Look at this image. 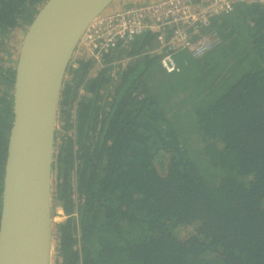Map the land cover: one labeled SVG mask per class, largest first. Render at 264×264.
Segmentation results:
<instances>
[{"label":"trees","instance_id":"trees-1","mask_svg":"<svg viewBox=\"0 0 264 264\" xmlns=\"http://www.w3.org/2000/svg\"><path fill=\"white\" fill-rule=\"evenodd\" d=\"M46 1L0 0V213L19 44ZM232 15L178 73L140 55L149 35L105 55H136L118 80L108 68L86 79L88 60L67 67L53 264H264V5Z\"/></svg>","mask_w":264,"mask_h":264},{"label":"water","instance_id":"water-1","mask_svg":"<svg viewBox=\"0 0 264 264\" xmlns=\"http://www.w3.org/2000/svg\"><path fill=\"white\" fill-rule=\"evenodd\" d=\"M115 1L47 0L20 41L2 185L0 264H53L52 165L60 89L84 30ZM137 2L120 0L118 8Z\"/></svg>","mask_w":264,"mask_h":264},{"label":"built area","instance_id":"built-area-1","mask_svg":"<svg viewBox=\"0 0 264 264\" xmlns=\"http://www.w3.org/2000/svg\"><path fill=\"white\" fill-rule=\"evenodd\" d=\"M263 4L264 0H159L137 2L112 13L97 16L81 35L68 67L76 61L92 63L87 77L104 68L122 71L135 56L122 54L104 62L110 52L124 51L140 37L149 35L148 49L140 55L155 59L156 67L165 74L178 73L180 56L195 59L203 56L219 41L217 30L211 28V18L231 14L237 5ZM118 55V54H116ZM112 74V73H111ZM85 94L83 83L77 88L72 112ZM59 126V125H58ZM60 127V126H59Z\"/></svg>","mask_w":264,"mask_h":264},{"label":"rangeland","instance_id":"rangeland-1","mask_svg":"<svg viewBox=\"0 0 264 264\" xmlns=\"http://www.w3.org/2000/svg\"><path fill=\"white\" fill-rule=\"evenodd\" d=\"M152 1H159V0H150V2H152ZM119 3H120V0H116L115 2H113L112 4H110L109 7L104 10L103 13H112V12H114V10H118L119 9L118 8ZM232 16H233L232 13L231 14H228L226 16H219V15L214 16L213 18H211V22H212L211 27H216V28L222 27L224 24H226V22L229 23V22L232 21V19H233ZM16 43H19V39L16 40ZM135 63H137V59L134 62H132L131 64L126 63V66L124 67V69L122 71H118V72L116 71L115 72L113 70L112 75H111V78H113V80H115V79L118 80L119 79L120 72H123L128 66H131V65L134 66V65H136ZM58 128H59V126L57 127L56 130H58ZM54 147L56 149V146H54ZM56 213H57V211H56ZM57 214L60 215L59 212ZM58 215L55 216L56 221L59 220V216Z\"/></svg>","mask_w":264,"mask_h":264},{"label":"crops","instance_id":"crops-1","mask_svg":"<svg viewBox=\"0 0 264 264\" xmlns=\"http://www.w3.org/2000/svg\"><path fill=\"white\" fill-rule=\"evenodd\" d=\"M147 0H140V2H146ZM104 69H107V68H104ZM112 69L111 68H108V71H107V75H109L110 77H111V73H112V71H111ZM98 72H100V71H98ZM98 72H94V70H93V72H92V76H94L95 74H97ZM91 76V77H92Z\"/></svg>","mask_w":264,"mask_h":264},{"label":"clouds","instance_id":"clouds-1","mask_svg":"<svg viewBox=\"0 0 264 264\" xmlns=\"http://www.w3.org/2000/svg\"><path fill=\"white\" fill-rule=\"evenodd\" d=\"M56 210H59V209H56ZM58 212L61 214V211H57V213H58Z\"/></svg>","mask_w":264,"mask_h":264}]
</instances>
